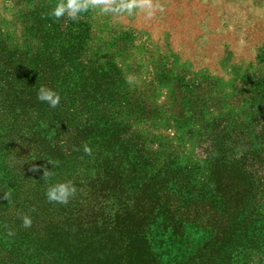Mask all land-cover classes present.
<instances>
[{"label": "trees", "instance_id": "1", "mask_svg": "<svg viewBox=\"0 0 264 264\" xmlns=\"http://www.w3.org/2000/svg\"><path fill=\"white\" fill-rule=\"evenodd\" d=\"M49 9L17 11L0 28V264H239L264 249L258 152L227 167L219 148L205 165L181 167L153 151L134 130L147 110L140 94L114 64L67 55ZM42 87L59 94L56 107L39 99ZM245 93L264 119V82ZM62 182L73 195L50 202L48 188ZM155 229L175 246L167 263Z\"/></svg>", "mask_w": 264, "mask_h": 264}, {"label": "rangeland", "instance_id": "2", "mask_svg": "<svg viewBox=\"0 0 264 264\" xmlns=\"http://www.w3.org/2000/svg\"><path fill=\"white\" fill-rule=\"evenodd\" d=\"M61 2L0 0V28L17 11L50 7L48 20L66 54L91 53L119 69L147 107L134 130L176 165L201 167L219 148L227 167H240L255 151L264 161V119L245 100L246 91L264 82V0H135L142 7L131 14L102 11L128 0H85L89 8L75 20L50 15ZM109 81L99 82L101 90ZM260 161L254 172L263 177ZM155 233L167 263L175 258L172 238L163 229ZM239 264H264L263 247L246 252Z\"/></svg>", "mask_w": 264, "mask_h": 264}, {"label": "clouds", "instance_id": "3", "mask_svg": "<svg viewBox=\"0 0 264 264\" xmlns=\"http://www.w3.org/2000/svg\"><path fill=\"white\" fill-rule=\"evenodd\" d=\"M103 0H93V3H101ZM142 7L135 2V0H128L126 3H121L116 7L106 5L102 11L105 13L109 12H128L131 14L135 8ZM89 8V4L85 2V0H66L65 2H61L56 5L50 12V15L59 19L65 14L73 20L77 19L78 15L82 12L87 11ZM132 82V79L129 78V83ZM38 97L41 101H46L51 107H56L60 102V96L58 93L46 89L41 88ZM85 151H90V149L85 148ZM37 171V169H36ZM74 189L71 184L68 182H62L52 185L48 188L46 192L47 199L50 202H58V203H68L70 197L73 195ZM31 218L23 217V226L30 227L31 226Z\"/></svg>", "mask_w": 264, "mask_h": 264}]
</instances>
